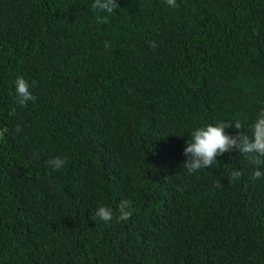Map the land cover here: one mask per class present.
I'll return each instance as SVG.
<instances>
[{"label": "trees", "instance_id": "obj_1", "mask_svg": "<svg viewBox=\"0 0 264 264\" xmlns=\"http://www.w3.org/2000/svg\"><path fill=\"white\" fill-rule=\"evenodd\" d=\"M93 5L0 0V264H264L257 166L183 165L193 127L264 106V0Z\"/></svg>", "mask_w": 264, "mask_h": 264}, {"label": "clouds", "instance_id": "obj_2", "mask_svg": "<svg viewBox=\"0 0 264 264\" xmlns=\"http://www.w3.org/2000/svg\"><path fill=\"white\" fill-rule=\"evenodd\" d=\"M116 3L117 0H94L93 6L110 13L115 8ZM166 3L170 7L177 6V0H166ZM98 19L106 20L107 16H101ZM150 44L154 47L155 41H151ZM13 83L19 103L25 104L29 100H35V96L30 90L29 81L22 75H18ZM229 127L241 129L243 125L239 119H218L193 127L183 147V153L186 157L183 165L189 172H195L211 165L219 154L236 149L245 154L247 159L257 166L252 170L253 177L264 176V168L259 167L264 165V106L260 107L255 113V118L249 125V132L239 131L230 134L225 130ZM65 162L66 157L60 155L52 157L50 161L54 168L62 167ZM240 175L241 171L239 169L231 172L233 178ZM118 209L119 218L127 219L133 212L132 201L127 198L121 199ZM113 214L111 206L100 204L91 215L93 219L98 217L107 222Z\"/></svg>", "mask_w": 264, "mask_h": 264}, {"label": "water", "instance_id": "obj_3", "mask_svg": "<svg viewBox=\"0 0 264 264\" xmlns=\"http://www.w3.org/2000/svg\"><path fill=\"white\" fill-rule=\"evenodd\" d=\"M0 139H1V135H0Z\"/></svg>", "mask_w": 264, "mask_h": 264}]
</instances>
